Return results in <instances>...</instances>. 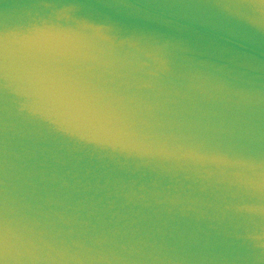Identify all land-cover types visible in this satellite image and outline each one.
Here are the masks:
<instances>
[{
    "label": "water",
    "instance_id": "95a60500",
    "mask_svg": "<svg viewBox=\"0 0 264 264\" xmlns=\"http://www.w3.org/2000/svg\"><path fill=\"white\" fill-rule=\"evenodd\" d=\"M0 264H264V0H0Z\"/></svg>",
    "mask_w": 264,
    "mask_h": 264
}]
</instances>
